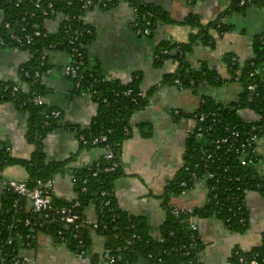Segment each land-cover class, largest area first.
I'll return each instance as SVG.
<instances>
[{
  "label": "crops",
  "instance_id": "0c3cea01",
  "mask_svg": "<svg viewBox=\"0 0 264 264\" xmlns=\"http://www.w3.org/2000/svg\"><path fill=\"white\" fill-rule=\"evenodd\" d=\"M166 20H159L149 37L135 33V12L129 4H114L108 7L93 6L85 13L83 23L93 35L85 44V71L91 74L99 87L104 83H115L120 87L129 86L138 80L143 91L157 86L158 95L149 98L147 106L132 115L129 120V137L122 143L121 170L123 175L114 185L117 206L133 217L142 219L149 227L153 238H158L164 220L162 195L166 184L179 170L184 154L188 132L194 126L189 116L176 117L173 111L183 114L194 113L201 102L199 94L189 90L181 91L174 84H162L163 77L176 69L173 48L170 57L160 66L155 65V56L161 43L172 45L188 43L189 36L197 33L186 21L196 18L201 26L214 22L229 8L231 0H145ZM61 16L45 21L44 28L49 35H57ZM3 14L0 12V30ZM231 31L219 36L212 27L207 34L214 41L213 48L201 42L193 44L186 61L194 70L208 68L220 77L229 78L225 56L232 54L240 62L253 56V39L264 31V6H252L245 11H233L223 20ZM47 72L44 76L46 107L59 110L62 121L42 140L45 163L63 164L53 177V199L70 203L76 199L69 172L90 167L99 160L100 148L80 149L76 133L67 127L84 131L90 127L98 114V104L87 99L74 88L73 82L65 75L69 63L65 49L49 52ZM30 55L22 50L0 48V82L18 84L24 91L26 83L21 77V68L29 61ZM233 83L203 90L219 103H229L237 95ZM165 103V105L163 103ZM28 115L15 105H0V143L6 145L12 157L28 159L33 146L26 139ZM145 134V136H144ZM264 156V137L254 146ZM8 178L27 181L28 175L22 166H13L5 171ZM3 188L0 183V201ZM206 202L202 184L180 195L169 198V205L200 208ZM245 211L248 225L243 233L228 230L213 218L197 220L198 235L203 249L202 264H222L227 261L235 248L249 252L261 245L264 232V196L249 192L245 196ZM88 219H96L92 205L85 209ZM31 251L22 250L31 264H92V257L100 258L104 249V238L92 233V247L85 258L70 252L64 245H55L42 237Z\"/></svg>",
  "mask_w": 264,
  "mask_h": 264
},
{
  "label": "built area",
  "instance_id": "2783aa9c",
  "mask_svg": "<svg viewBox=\"0 0 264 264\" xmlns=\"http://www.w3.org/2000/svg\"><path fill=\"white\" fill-rule=\"evenodd\" d=\"M20 1V0H18ZM62 1V0H60ZM74 0H68L66 3L68 6H72ZM81 13L79 15L61 14L53 8V5L49 2L42 11L44 19H52L58 15L61 16L60 25L62 26V32L59 36L49 43L47 46V52L40 57L37 67L25 66L21 68V77L27 84L28 92L30 93L27 98L20 100V86L13 84L12 86L2 85V98H10V102L18 101V109L23 111V108L29 105H34L40 108L39 114L42 116L44 126L60 124L62 121V113L59 110H52L46 107L45 94L41 90L37 91L34 87L31 90L29 88V82L32 86H44V76L47 69L43 70L47 66V56L49 52H55L60 48L65 49L68 54L69 63L65 67V75L73 82L74 88L80 94L87 99H96L98 96L97 84L94 77L85 71L86 65V52L85 44L91 39L93 32L89 27L85 26H73L70 21H83L84 15L93 6L99 5L108 7L110 5H116L121 3L129 4L135 12L134 29L137 36L149 37L151 35L150 21L146 20L143 26H139L136 22L138 6L145 7L144 0H77ZM264 2V1H263ZM251 0H238L239 7H245L251 4ZM264 4V3H263ZM18 6V4H16ZM36 8H39V3L35 4ZM27 15V13H24ZM29 18H34V13H30ZM146 16L151 18L150 13H146ZM65 22V24H64ZM6 34L3 35L2 32ZM48 38V33L43 32L37 25L12 26L9 22H3L0 30V48H12L22 50L27 47L35 45L36 42ZM168 51L162 50L156 53L155 60L165 57ZM232 65L235 63H242L237 57L230 59ZM250 80L245 86H241L237 79L233 82L236 86L237 95L240 92L245 93V103L252 104L256 101L264 102V66L255 68L248 74ZM94 79L93 82H88L86 88H82L83 82L87 79ZM220 80L223 85L226 79L221 77ZM29 81V82H28ZM4 84V83H3ZM174 85L178 87V81L174 82ZM261 86L263 88L261 89ZM181 91H184L181 87H178ZM157 91L155 95H158ZM236 95V96H237ZM118 96V95H117ZM123 98H127L131 103H137L138 100L146 98V92L140 90L134 92L132 89H127L121 93ZM237 97L234 99L236 100ZM233 100V101H234ZM150 101V100H148ZM103 103L107 102V99L102 100ZM202 102V101H201ZM200 102V103H201ZM163 103V102H162ZM14 104V103H13ZM165 105V103H163ZM261 112V111H260ZM173 115L178 116L179 111L172 112ZM237 114L242 117L250 125L246 130H239L235 126L225 125L223 132L225 135H216L213 140H208L209 133L216 131L220 124L218 120L219 114L213 112L209 115L206 114H193L192 121L194 126L188 132V135L194 134L195 139L198 142L204 144L201 147L202 155V167H200L201 174H197L196 170L199 169V165L191 172V181L193 184L200 183L204 186L206 192V202L204 206L212 205L216 206L219 210L218 213H213L209 218H202L196 213V208L178 207L175 205L170 206V213L176 220L187 221L188 228L192 232L190 241L188 244L182 245L178 250L183 258L189 257L195 250L196 239L198 235L197 220L201 219H216L220 221L224 227L228 229V225L235 222L238 226L247 228L248 219L245 211V198L244 195L247 192H255L264 196V156H261L254 146L257 142L264 137V124L261 123V115L249 108L237 109ZM208 117L210 121L207 122ZM72 133H76V137L79 144L90 146L92 148H100L103 151V158L108 162V166L102 167L98 163H95L96 170L90 175L91 178H96L98 171L103 174H109L114 172L118 168V163L114 160L115 155L111 151V143H109L107 134H100L97 136L83 134H77L75 128L67 127ZM127 134L128 130L124 129ZM207 137V138H206ZM33 151L36 149L34 145ZM1 148V144H0ZM9 151V149H5ZM122 157V156H121ZM235 162V163H234ZM184 165L182 162L180 168ZM13 166H7L0 169V183L3 188V193L0 201V264H31L27 256L22 255V250L31 251L35 248L40 238L45 237L41 230H47L46 225L48 223L57 222L65 227L73 228V234L70 235V239L77 241L78 248H83L82 234L79 227L86 226L92 232H105L108 229V224L103 220H91L80 217L74 211L80 207L78 201L73 200L67 206H62L57 209L53 208V187L54 179H39L36 180L33 185L28 184L27 181H17L6 177L5 171ZM179 168V169H180ZM69 177L73 186H79L81 193L87 192V185L89 183V177L76 176V170L69 172ZM221 180L225 183H221ZM207 181H210L207 185ZM242 185L252 190H242ZM181 188L186 187V183L180 184ZM189 190H182L181 194H184ZM234 192L241 193L232 194ZM230 194V196H223ZM232 194V195H231ZM113 193L108 191H100L97 194V199L100 200L99 208L104 209L110 206L111 197ZM2 200H4L2 202ZM199 209V208H198ZM54 213V217L51 213ZM225 214V221L217 218L216 214ZM30 228V232L25 236L21 234L20 229ZM229 230V229H228ZM34 231H38L36 234ZM61 237V241H64L62 232H57ZM23 237V238H22ZM83 237V236H82ZM264 237V232L261 238ZM47 238V237H45ZM138 237L133 234L132 239ZM200 239V238H199ZM17 241L19 249H21L18 255L15 254L14 244ZM122 250L120 247L115 249H103L99 258V264H122ZM240 249L235 248L229 259L222 264H264V260H258L257 257L247 258L243 256ZM201 253L197 252L194 259H190L187 263L180 262V264H202ZM245 253V252H242Z\"/></svg>",
  "mask_w": 264,
  "mask_h": 264
},
{
  "label": "trees",
  "instance_id": "16d2710c",
  "mask_svg": "<svg viewBox=\"0 0 264 264\" xmlns=\"http://www.w3.org/2000/svg\"><path fill=\"white\" fill-rule=\"evenodd\" d=\"M68 0H0V12L3 14V22H9L12 26L23 25V26H33L37 25L39 29L43 32H46L44 28V23L50 19H44L42 15L43 9L46 7L47 3H51L53 8L60 12L61 14L72 16L79 15L81 10L79 8V3L77 0L73 1L72 6H68ZM131 1V0H126ZM264 0H251V4L245 7H239L238 0H231V5L229 8L224 10L220 16L212 23L207 26H201L196 18H189L186 21V24L189 25L193 30H197V33L191 34L189 36L188 43L172 45L166 43H161L157 49V53L162 50L168 51V54L165 57H161L155 60V65L160 66L164 63L166 59L170 56V52L173 48L177 50L175 56L176 69L171 74H168L163 77L162 84L173 85L174 82L178 81V87H181L183 90H189L194 94H199L201 103L199 104L198 109L192 114H180L176 117L189 116L193 117V114H206L209 115L213 112L219 114L218 120L220 124L216 131L209 133L208 140H213L216 135L223 136V127L225 125L235 126L239 130H246L250 127L247 121L242 117V115L237 114V109L249 108L255 111L257 114L261 115V123L264 124V102L256 101L252 104L245 103V93L240 92L236 97V100H232L229 103H219L213 99L211 96L203 94V90L214 87H221L223 82L220 80V76L214 71L208 68H201L199 70H194L190 67L186 61V55L190 53L191 48L194 43L201 42L204 46L213 48L214 41L207 34V29L212 27L216 30L219 36L224 35L225 33L231 31L230 26H226L223 23V20L229 18L233 11H245L247 8L256 6H264ZM39 3V8L35 7L36 3ZM18 4V6H16ZM145 7L138 6L136 22L139 26H143L146 20H149L151 25V32L154 28V24L159 20H166V17L161 15L158 10L154 7L147 4L144 0ZM27 13V15H24ZM34 13V18H29V14ZM146 13L152 15L151 18L146 16ZM65 24V22H64ZM70 24L73 26H85L83 21H70ZM62 26L60 25V30L57 35H49L48 38L40 40L31 47L22 49V51L27 52L30 55L29 61L23 66L37 67L40 57L47 52V46L49 43L53 42L59 34L62 32ZM87 27V26H86ZM3 35L6 33L3 31ZM253 56L243 63H235L232 65L230 59L236 57L232 54L225 56L227 61L229 78L228 82L233 83L237 79V82L241 86H245L250 78L248 74L252 72L255 68H260L264 66V31L262 34L256 36L253 39L252 43ZM47 69V66L43 69ZM95 78V77H94ZM92 79L85 80L82 84V88H86L88 82H93ZM226 81V82H227ZM29 82V81H28ZM225 82V83H226ZM4 83V84H3ZM15 83L10 82H0V105L2 104H13L18 107V101L10 102V98H2V85L12 86ZM29 88L32 90L33 87L39 91L41 90L43 94L46 93L44 86H32L29 82ZM177 87V86H176ZM177 87V88H178ZM263 86H261V89ZM127 89H132L134 92H139L141 89L139 87L138 80H133L129 86L120 87L115 83L104 82L100 87H98L97 92L98 96L96 103L98 104V114L93 120L90 127L84 131H79L77 128V134H83L88 137V135L97 136L100 134H107L109 143H111V151L114 153V160L118 163V168L114 172L109 174H103L98 171L96 178H91L90 175L93 171L96 170L94 162L90 167L85 169L76 170V176L78 177H89V183L86 186L87 192L81 193L79 186H75L76 199L80 203V207L74 212L82 218H86L85 209L92 205L94 208L95 216L97 220H103L108 224V229L105 232L96 231L95 233L88 229L86 226H80L79 230L82 234V243L83 248L81 250L84 253H88L92 247V233L102 236L104 238V249H115L120 247L122 252V264H140L141 260H145L147 264H180V262L187 263L190 259L196 257L197 252H202L203 246L200 239H196L195 250L191 253L189 257L183 258L180 251L178 250L182 245L188 244L190 241V236L192 232L188 228L187 221L176 220L170 213L169 198L173 195H180L182 190H190L193 187L191 181V172L196 169V166L199 165V169L196 170L197 174H201L200 167H202V155L201 147H204V144L198 142L194 134L188 135L185 141V148L183 154L182 162L184 165L176 172L174 178L166 184L164 192L162 195L163 204L162 210L164 211V220L160 228V234L158 238H153L150 234L149 227L145 224L142 219L136 218L128 214L127 212L122 211L118 206L114 198V194L111 197L110 206L108 208L100 209L99 203L100 200L97 199V194L100 191H108L114 193V185L117 179L121 178L123 172L121 170V156H122V143L129 137V120L134 113L137 111L143 110L148 103L149 98L154 97L158 91V87H152L146 91V98L140 99L137 103H131L129 99L123 98L121 93ZM179 89V88H178ZM28 89L24 91L20 87L19 99L27 98L29 96ZM118 95V96H117ZM106 98L107 102L103 103L102 100ZM49 110V109H48ZM28 115V129L26 134V139L28 144L34 145L35 150L32 152L31 156L28 159H17L11 156V154L0 148V169L7 166H22L27 175H28V184L33 185L36 180L39 179H49L53 178L62 168L63 164H53L45 163L44 156L42 153V140L44 137L56 129L58 124L50 125L49 127L44 126L45 119L40 116V108L29 105L23 108ZM261 111V112H260ZM175 116V115H174ZM210 121L208 117L207 122ZM74 128V127H71ZM127 129V134L124 129ZM145 136V134H144ZM207 138V137H206ZM1 144V143H0ZM80 149L92 148L83 144H79ZM101 168L108 166L103 158L98 160ZM235 163V162H234ZM186 183L185 188H181L180 184ZM210 181H207L209 185ZM221 183L225 181L221 180ZM242 190H252V188H247L242 185ZM249 193V192H247ZM246 193V194H247ZM232 194H239L234 192ZM231 194V195H232ZM241 195L244 193L241 192ZM239 194V195H240ZM244 195V198L246 196ZM230 196V194L223 196ZM4 200H2L3 202ZM53 208L57 209L62 206H67L69 203H63L57 199L52 200ZM196 213L202 218H209L213 213H218L216 206L208 205L204 208H196ZM246 213V212H245ZM54 217V213H51ZM217 218L225 221V214L221 213L217 215ZM228 229L233 232L243 233L246 230L245 227L238 226L235 222L229 224ZM47 230H41L45 237L50 239V241L55 245H64L66 248L75 253L77 249V241L70 239V235L73 234V228L65 227L62 224L57 222L48 223L46 225ZM21 234L25 236L30 232V228L20 229ZM62 232L64 236V241H61V237L58 236L57 232ZM38 231H34L36 234ZM135 234L138 238L132 239V235ZM23 238V237H22ZM14 249L16 250L15 254L18 255L21 251L17 241L14 244ZM243 256L247 258L257 257V259L264 260V237L262 238L261 245L255 248H252L249 252L242 253ZM233 262L232 259H229ZM92 264H99V259L97 257H92Z\"/></svg>",
  "mask_w": 264,
  "mask_h": 264
},
{
  "label": "water",
  "instance_id": "95a60500",
  "mask_svg": "<svg viewBox=\"0 0 264 264\" xmlns=\"http://www.w3.org/2000/svg\"><path fill=\"white\" fill-rule=\"evenodd\" d=\"M172 52H173V53H177V50L174 49ZM26 87H27V85H26ZM98 87H99V84H97V88H98ZM7 146H8V143H6L5 147H7ZM3 148H4V146H1V149H3ZM81 238H82V236H81ZM76 255H80L81 258H85V254H84V253H81V251H80L79 249L76 250ZM140 264H147V263H146L145 260H141V261H140Z\"/></svg>",
  "mask_w": 264,
  "mask_h": 264
},
{
  "label": "flooded vegetation",
  "instance_id": "af4514ba",
  "mask_svg": "<svg viewBox=\"0 0 264 264\" xmlns=\"http://www.w3.org/2000/svg\"><path fill=\"white\" fill-rule=\"evenodd\" d=\"M52 243V242H51ZM53 244V243H52ZM53 246H55V244H53ZM77 249H79L81 251V253H84L80 248L77 247ZM76 249V250H77ZM73 253V252H72ZM75 254H76V251H75ZM86 255V253H84ZM77 256H80V255H77ZM81 257V256H80ZM35 264V263H34Z\"/></svg>",
  "mask_w": 264,
  "mask_h": 264
},
{
  "label": "rangeland",
  "instance_id": "374dc122",
  "mask_svg": "<svg viewBox=\"0 0 264 264\" xmlns=\"http://www.w3.org/2000/svg\"><path fill=\"white\" fill-rule=\"evenodd\" d=\"M236 233H238V232H236ZM238 234H240V233H238ZM39 243H40V242H38L37 245H38ZM37 245H36V246H37ZM70 252H71V251H70Z\"/></svg>",
  "mask_w": 264,
  "mask_h": 264
}]
</instances>
